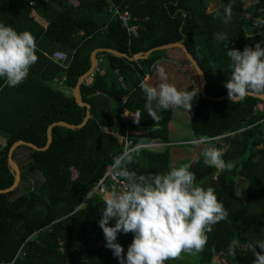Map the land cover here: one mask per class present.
Here are the masks:
<instances>
[{
    "label": "trees",
    "instance_id": "obj_1",
    "mask_svg": "<svg viewBox=\"0 0 264 264\" xmlns=\"http://www.w3.org/2000/svg\"><path fill=\"white\" fill-rule=\"evenodd\" d=\"M78 1L75 6L68 0H0V23L33 34L38 56L20 85L9 87L0 79V133L6 138L0 150V190L15 182L8 157L12 145L26 141L44 148L53 123L78 126L84 122L87 108L77 104L74 92L91 68L94 50L114 49L133 57L183 42L206 75L207 97L219 98L228 95L224 84L231 76L232 62L227 50L264 44V0H255L247 9V0H222L212 13L207 12L210 0ZM111 3L131 12L129 26L137 27L135 34L114 15ZM229 3L232 17L225 23L224 8ZM33 12L47 19V28L31 18ZM217 33L227 38L219 40ZM56 52L67 55L66 69L52 60ZM168 54L167 50L155 51L138 61L98 54L99 69L90 83L81 85L82 99L91 106L87 124L77 130L54 127L47 150L30 149V164L22 181L26 173L40 172L44 181L39 187H24L23 194L15 198L17 189L0 194V264H119L105 247L98 225L104 198L93 189L114 157L125 151L122 138L111 133L117 130L118 134L148 131L130 136L134 145L156 141L164 145L131 153L130 171L149 176L170 170L172 149L179 145L170 141L173 107L158 110L155 121L144 108L139 87ZM61 77H65L66 91L57 86ZM184 89L197 95L191 131L196 137L227 135L226 148L218 150L233 167L220 170L205 165L202 153L206 146L189 167L196 186L212 187L227 215L206 233L202 251L184 252V263L176 262L178 258L170 262L212 264L219 255L228 264H253L254 252L248 245L264 240V114L255 112L261 100L248 95L237 102H217L204 98L194 84ZM243 183H247L245 197L239 194ZM133 237L131 232L118 234L125 254ZM257 251L264 252L258 247Z\"/></svg>",
    "mask_w": 264,
    "mask_h": 264
},
{
    "label": "clouds",
    "instance_id": "obj_2",
    "mask_svg": "<svg viewBox=\"0 0 264 264\" xmlns=\"http://www.w3.org/2000/svg\"><path fill=\"white\" fill-rule=\"evenodd\" d=\"M224 15L225 23L231 20V3L224 8ZM216 36L219 40L227 38L221 33ZM36 48L35 38L29 31L18 32L10 25L0 23V79L9 87L23 83L38 60ZM226 55L232 62L231 76L224 84L229 98L243 100L250 92L264 95V44L245 46L242 51L227 50ZM154 67L161 82L154 86L142 80L139 84L148 115L157 121L158 110L181 107L189 111L197 97L196 92L167 83L165 67L159 63ZM118 132L115 134L122 138L124 146L131 131ZM219 136H223L224 144L219 147L224 146V150L227 135ZM202 155L205 165L218 163L227 170L233 167L230 162L223 161L222 152L215 147L205 148ZM131 163L133 158L125 152L114 157L111 165L125 187L104 197L98 225L104 233L105 247L112 251L119 264H165L181 252L202 251L207 242L206 233L227 215L214 189L196 186L195 174L188 164H170V170L164 174L138 176L129 170ZM129 232L134 237L125 254L118 242V234ZM248 247L254 252L253 264H264V252L257 251V247L264 250V240L250 243Z\"/></svg>",
    "mask_w": 264,
    "mask_h": 264
},
{
    "label": "rangeland",
    "instance_id": "obj_3",
    "mask_svg": "<svg viewBox=\"0 0 264 264\" xmlns=\"http://www.w3.org/2000/svg\"><path fill=\"white\" fill-rule=\"evenodd\" d=\"M254 2L256 1L247 0L245 2L244 8L247 9V7H249V4H252ZM221 4H222V0H210V4L207 12L208 13L214 12L215 10L221 7ZM132 30L135 32L137 30V27H130V32ZM167 51H169L167 60L158 62L159 64L163 65L166 69L168 75V80L166 82L174 84L180 89L187 88L192 84H194L198 89H200L201 86L198 75L194 70V68L191 66L188 59L186 58L184 52L180 49H170ZM152 75L153 76L151 78L153 79V81L150 84L155 86L159 84L161 81L159 80L158 73L155 71V69ZM88 81L90 82V77H88ZM173 112H174V117H173L174 122H173V131L171 133V139L173 142L172 144L177 143L179 145L174 146V148L172 149L171 162L175 166H182L184 164H188L190 167L194 164L200 151L203 150L205 146L204 145L194 146L190 144V142L199 138L192 135L191 132L189 131L190 129L189 125L193 115V108L187 111L181 107H173ZM116 132L113 133L115 134ZM156 142L157 143L151 145V148L159 149L162 146H164L159 141ZM220 144H224V142L221 141ZM30 153L31 150L29 148L28 150L27 148L21 149L17 153L16 162L18 161L21 171L22 169H26L27 166L30 164V157H29ZM43 181L44 178L40 172H34L31 174L26 173L24 181L21 180V183L17 188L18 191L13 198L22 195L24 187L36 188L39 187ZM239 190H240L239 191L240 196L245 197L247 192V183H243L240 186ZM183 253L184 252H181V254L178 257H176L178 258L176 262H180V263L185 262L186 255H184ZM188 255H192V253L188 252ZM190 261L194 263L193 260ZM213 262L220 264H228L227 261L225 259H222L219 255L214 257ZM165 264H171L170 259L165 261ZM175 264H179V263H175Z\"/></svg>",
    "mask_w": 264,
    "mask_h": 264
},
{
    "label": "water",
    "instance_id": "obj_4",
    "mask_svg": "<svg viewBox=\"0 0 264 264\" xmlns=\"http://www.w3.org/2000/svg\"><path fill=\"white\" fill-rule=\"evenodd\" d=\"M170 49H180L184 52L186 58L188 59L191 66L194 68V70L196 71V73L198 75L200 86H201V93H202L204 98H208L210 100H214L217 102L224 101V100H231L228 95H225V96H222L219 98L207 97V95H206V86H207L206 75H205L204 71L202 70V68L200 67L197 60L195 59V57L189 52L188 48L184 45L183 42H177V43H171V44L163 45L161 47L154 48V49H152L146 53L136 54L133 57H130L129 55L123 54V53H121L117 50H114V49H106V48L97 49L91 55V64L92 65H91L90 70L84 76H82L79 79L77 87H76L75 92H74V97H75L77 104L80 107L87 108V115H86L84 122L78 126L68 124L66 122H55L48 129V142L44 148H39L37 145H35L33 143L26 142V141H19V142H16L14 145H12V147L10 148V151H9V164H10L11 168L13 169V171L15 172V182L11 188H9L7 190H0V194H8V193L15 191L21 182V170H20L19 166L17 165V163L13 159V154L18 147L26 146V147H29L30 149H33L36 151L47 150L53 142L52 129L54 127L62 126V127L68 128V129L77 130V129L83 128L87 124V122L91 118V106L83 101L80 89H81V85L83 84V82L86 79H88V77L93 76L94 70L96 69V66H97V59H98L97 55L99 53L106 52V53H110V54H113V55L118 56V57L126 58L130 61H138L140 59H147L155 51L170 50ZM249 96H253V97H256V98L264 101V95H258V94L250 92ZM237 101H239V100H234V102H237ZM212 264H220V263L213 262Z\"/></svg>",
    "mask_w": 264,
    "mask_h": 264
},
{
    "label": "built area",
    "instance_id": "obj_5",
    "mask_svg": "<svg viewBox=\"0 0 264 264\" xmlns=\"http://www.w3.org/2000/svg\"><path fill=\"white\" fill-rule=\"evenodd\" d=\"M116 9V15L123 21L125 25L129 23L132 20V15L129 11H121L118 7H115ZM55 60H57L60 63H65L67 61V55L63 52H56L53 56ZM256 113H263L264 114V101H261L258 103V105L255 108ZM223 141V136H217V137H199L198 139L190 142V144H200L206 146V148L215 147L216 149H219V146L221 145L220 142ZM208 144H210L208 146ZM151 145H134V143L126 137L124 142L125 152H127L129 155L133 152H137L141 150L142 148H151ZM216 168L220 169L223 168L221 164H212ZM124 183L122 182V178L116 175L115 171L112 169L111 165H109L106 168L105 174L103 178L100 180V182L96 185L94 188V192L100 194L103 198L110 192H120L124 190Z\"/></svg>",
    "mask_w": 264,
    "mask_h": 264
},
{
    "label": "crops",
    "instance_id": "obj_6",
    "mask_svg": "<svg viewBox=\"0 0 264 264\" xmlns=\"http://www.w3.org/2000/svg\"><path fill=\"white\" fill-rule=\"evenodd\" d=\"M70 3H72L73 5H75V6H78L79 5V1L78 0H68ZM110 6V9L111 10H113V12H114V15L115 16H117L116 15V9H115V7H118V6H116L115 4H110L109 5ZM119 8V7H118ZM119 9H121V8H119ZM126 11V10H125ZM129 11V10H128ZM131 13V12H130ZM132 15V14H131ZM118 17V16H117ZM31 18L32 19H34L36 22H38L39 24H41L44 28H47L48 27V25H49V23H48V21H47V19L45 18V17H43L42 15H40V14H38L37 12H33L32 14H31ZM119 18V17H118ZM120 19V18H119ZM121 20V19H120ZM122 21V20H121ZM123 22V21H122ZM130 23V22H129ZM129 23H127V25H125L124 23H123V26L124 27H126L127 29H128V31L130 32V26H129ZM134 27H136V26H134ZM137 31V30H136ZM136 31L134 32L133 30L131 31L132 33H136ZM97 50V49H96ZM95 51V50H94ZM93 51V52H94ZM92 52V53H93ZM48 55V54H47ZM92 55V54H91ZM97 58H98V55H97ZM52 60L53 61H55L59 66H61V67H63L64 69H66V64L65 63H60V62H58L57 60H55L53 57H52ZM97 69H99V60L97 59V66H96V69L94 70V73H95V71L97 70ZM94 73H93V75H94ZM153 76V75H152ZM152 76H149V77H147V79H146V82H148V83H151L152 81H153V79L151 78ZM64 80H65V77H61V82H60V84L59 85H57L62 91H66L67 89L64 87ZM91 78H90V82H91ZM85 81H87V82H89L87 79L85 80ZM84 81V82H85ZM83 82V83H84ZM89 82V83H90ZM80 91H81V89H80ZM82 96V95H81ZM173 122H174V120L172 121V123L170 124V141H171V143H173L172 142V139H171V133H172V131H173ZM122 123V121H120V122H117V125H118V129H120V124ZM54 124V123H53ZM51 126V125H50ZM49 126V127H50ZM49 129V128H48ZM117 131H119V130H117ZM189 131L191 132V134L192 135H194L193 134V132L191 131V129H189ZM112 133V132H111ZM131 136H133V135H140V134H145V135H147L148 134V131H140V132H133V131H131ZM179 135V134H178ZM195 136V135H194ZM194 138V137H193ZM175 144V143H174ZM6 145V138L4 137V136H2L1 135V133H0V150L4 147ZM22 147V148H21ZM21 147H18L17 149H16V151L14 152V154H13V159H14V161L16 162V160H17V153L21 150V149H25V147L26 146H21ZM201 147V146H200ZM27 148V150H28V148L29 147H26ZM30 149V148H29ZM202 151V150H201ZM200 151V152H201ZM8 157H9V155H8ZM29 157H30V155H29ZM17 163V165L19 166V163H18V161L16 162ZM10 165V164H9ZM11 167V166H10ZM19 168H20V166H19ZM12 169V168H11ZM21 170V169H20ZM12 171H13V169H12ZM23 171H24V169H22V171H21V175H22V173H23ZM14 172V171H13ZM28 174H31V173H28ZM21 180H22V176H21ZM21 183V182H20Z\"/></svg>",
    "mask_w": 264,
    "mask_h": 264
}]
</instances>
